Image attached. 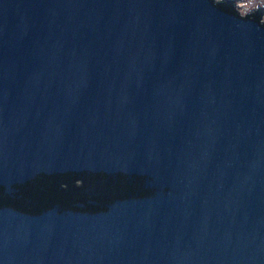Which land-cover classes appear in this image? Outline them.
Masks as SVG:
<instances>
[{
  "label": "water",
  "instance_id": "obj_1",
  "mask_svg": "<svg viewBox=\"0 0 264 264\" xmlns=\"http://www.w3.org/2000/svg\"><path fill=\"white\" fill-rule=\"evenodd\" d=\"M254 12L0 0V192L22 184L20 203L1 199L0 264H264ZM72 172L143 177L146 192L23 210L29 182Z\"/></svg>",
  "mask_w": 264,
  "mask_h": 264
},
{
  "label": "trees",
  "instance_id": "obj_2",
  "mask_svg": "<svg viewBox=\"0 0 264 264\" xmlns=\"http://www.w3.org/2000/svg\"><path fill=\"white\" fill-rule=\"evenodd\" d=\"M218 4L227 6L237 14L235 5L226 0H216ZM264 24V21H260ZM146 180L142 177H130L124 174L109 176L92 173H61L56 175L43 174L24 187V207L26 211H39L48 208L54 202L73 207L76 203H84L89 208L91 201L98 203L112 201L116 197L129 195L131 192H146ZM22 193V192H21ZM121 195V196H120ZM108 197V200H107ZM18 200V199H15Z\"/></svg>",
  "mask_w": 264,
  "mask_h": 264
},
{
  "label": "rangeland",
  "instance_id": "obj_3",
  "mask_svg": "<svg viewBox=\"0 0 264 264\" xmlns=\"http://www.w3.org/2000/svg\"><path fill=\"white\" fill-rule=\"evenodd\" d=\"M219 1V0H218ZM232 1L239 14L246 16L255 13L257 9L264 10V0H226ZM260 21H264V14L261 16Z\"/></svg>",
  "mask_w": 264,
  "mask_h": 264
},
{
  "label": "flooded vegetation",
  "instance_id": "obj_4",
  "mask_svg": "<svg viewBox=\"0 0 264 264\" xmlns=\"http://www.w3.org/2000/svg\"><path fill=\"white\" fill-rule=\"evenodd\" d=\"M251 16H255V15H251ZM21 187H22V184L20 186L19 185L13 186V189H15V190H12V191L3 190V191H1L0 192V203H2L1 199L10 200V201H17L18 203H20V199H19L18 195H19V191H20ZM15 199H18V200H15Z\"/></svg>",
  "mask_w": 264,
  "mask_h": 264
}]
</instances>
